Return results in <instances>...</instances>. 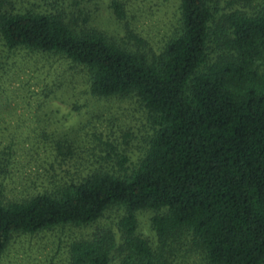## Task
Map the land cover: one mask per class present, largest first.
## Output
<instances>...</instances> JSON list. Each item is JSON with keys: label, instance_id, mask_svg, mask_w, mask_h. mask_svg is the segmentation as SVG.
<instances>
[{"label": "trees", "instance_id": "1", "mask_svg": "<svg viewBox=\"0 0 264 264\" xmlns=\"http://www.w3.org/2000/svg\"><path fill=\"white\" fill-rule=\"evenodd\" d=\"M61 3L42 12L34 2L0 0L2 45L84 66L93 95H136L157 129L130 173L0 201V260L15 236L90 226L122 208L120 240L106 230L76 240L70 264H110L115 256L120 264H171L183 246L206 264H264V1L251 15L220 16L210 0H181L180 33L151 62L84 30ZM114 9L125 16L119 2ZM216 43L222 52L213 59ZM126 163L119 161L122 170ZM145 210L165 211L153 218L156 250L137 233Z\"/></svg>", "mask_w": 264, "mask_h": 264}, {"label": "rangeland", "instance_id": "2", "mask_svg": "<svg viewBox=\"0 0 264 264\" xmlns=\"http://www.w3.org/2000/svg\"><path fill=\"white\" fill-rule=\"evenodd\" d=\"M13 1L17 7L34 2L42 12L55 4V0ZM60 1L68 18L84 30L141 52L150 62L181 29V0ZM263 1L210 0V4L219 8L220 16L237 10L251 15ZM115 2L122 5V19ZM213 46L215 59L222 51L217 43ZM156 129L153 115L136 95L95 96L84 66L63 55L9 50L0 41V201L53 193L94 174L130 173L145 157ZM122 158L127 159L123 170ZM164 212L137 214V233L155 250L159 239L153 218ZM124 214V209L113 208L90 226L15 236L0 264H70L69 249L76 240L88 239L98 230L115 232L120 240L118 225ZM179 250L171 264H206L200 252H187L184 246ZM120 263L115 256L110 264Z\"/></svg>", "mask_w": 264, "mask_h": 264}]
</instances>
